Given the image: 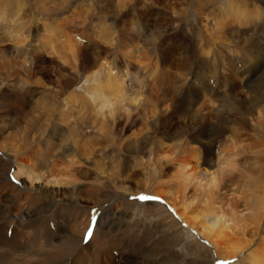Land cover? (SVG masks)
Here are the masks:
<instances>
[{
	"label": "rangeland",
	"instance_id": "rangeland-1",
	"mask_svg": "<svg viewBox=\"0 0 264 264\" xmlns=\"http://www.w3.org/2000/svg\"><path fill=\"white\" fill-rule=\"evenodd\" d=\"M26 1L22 0V3L26 4ZM131 2L130 6L123 10L130 13L123 17L117 26L127 29L128 33H132L129 37L132 39L136 37L137 42H141L133 46L128 45L130 47L121 42L120 48L125 51L124 54L131 50L130 52L133 51L132 54L135 56H144L138 61L129 58V63H133L134 66L128 67L132 76L133 72H140L138 63L147 64V68L141 70V75L146 71L142 79L143 84L148 88L146 92L138 91L136 83H126L135 93L137 92L136 98H139V102L130 104V107L132 106L130 114L131 109L137 106L140 110L136 115H132L135 121L129 127L125 119H122L120 124L114 126L115 132L112 134L114 142L111 141L109 144L104 139L105 143H101L103 147L101 152L102 150L103 152L99 151L95 154L93 152L87 157L91 158L87 162L73 158L68 159L67 162L74 160L76 164L64 165L63 162L61 168L56 167L55 173L58 174L57 170L60 171L59 176L57 175L60 179L71 181L67 186L62 187H51L45 184L48 181L41 180L32 188L23 178L13 179L15 169L12 159L15 156L7 151L8 147L12 148V145H8L11 140L5 142L8 136L12 138L11 131L1 129L0 206L7 205L3 209V225L5 226L9 219L11 222L5 233L6 243L11 242L13 230L17 231L21 227L17 232L21 239L18 241L23 247L22 253L36 251L37 245L42 240L51 243L48 248L51 252H59L61 245L69 239L73 249L76 245H80L81 248H76L73 253L63 251L64 257L60 258L58 264H64L65 260L68 264H203V262L223 264L216 262L215 251L211 244L204 238H199L194 229H189L188 225L183 224L173 209L169 210L171 208L168 203L139 202L129 197L139 195L158 197L155 195L157 189L165 193L170 192L168 191L170 189L173 191V188H180L183 195L181 205L183 208L191 207L189 211L191 210L192 218H196L194 217L196 215L204 217L203 209L214 207L213 210L218 216L223 215L222 220L225 225H233L236 229H240L239 231L247 228L244 233L254 229L250 223L254 214L249 213V208H255L258 205L257 201L264 200V163L259 164L261 160L264 162L262 156L264 155V107L253 108L261 93L256 94L255 87H250L252 71L248 65L256 64V72L259 74L264 71V60L258 61L252 50L254 47H264V0H132ZM116 7L112 5L107 11L111 17L120 14L117 16V20H120L124 12ZM71 10L75 12L73 8ZM67 12L64 16L70 15L69 9ZM80 16L76 13L72 17L73 22ZM214 21L217 24L222 23L223 28L214 31ZM71 30L73 28L68 29L67 32ZM36 31L37 29L32 27V32H29L32 36L23 46L28 42L30 45H38L42 30L40 28V33ZM80 32L86 39L96 40L95 34L87 27H82ZM82 42L80 44L83 45ZM146 43L147 45H142ZM26 47H23V50ZM2 48L8 50L9 46L5 44ZM24 54L16 58L10 56V53L0 51V85L7 84L4 88H0V93L16 92L17 95L22 91V94L27 92L33 97L44 88L32 85L34 80L31 75L27 78L28 73H24L23 82L19 85L13 81V78L7 79L14 70L30 69L28 63H23ZM39 54L51 58L44 52ZM46 64H52L56 71H60L57 65L49 62ZM122 66V63H117L114 67L117 68L116 71L128 69ZM83 81L82 79L77 87L84 85L81 84ZM76 92V88L73 87L67 91V94H76ZM10 118L0 114V128L8 124L14 127L12 124L15 123L11 124V122L15 121ZM85 131L89 132L90 129ZM193 139L196 141H192ZM14 140L17 141L18 138L15 137ZM133 141H139L140 149H135L131 145ZM129 144L130 146L126 148ZM34 148L40 149L38 146ZM57 149L58 146L56 151ZM240 150L244 152L239 153ZM225 152L228 153L227 156L224 155ZM35 154L39 158L46 157L45 151H36ZM87 158L83 157V159ZM256 161L259 163L257 164ZM221 163H225V166ZM253 163L255 165L252 167ZM47 166L51 169L52 162ZM58 166L60 167V163ZM49 169L45 167L39 175H44V178L50 181L51 178L47 174ZM236 170L239 173L235 172ZM257 170L260 174L256 173ZM208 171L209 176H206ZM246 172H251L250 176L248 175L251 180L244 174ZM204 174L205 176H202ZM221 174L223 177L220 176ZM232 179L234 182L230 183ZM257 179L260 181L257 186L260 187L255 190L256 184L253 185L252 182H256ZM5 182L7 188L1 186ZM216 187L219 190H216ZM36 188L40 190L34 191L37 190ZM213 194L215 195L212 196ZM210 203L211 206L208 205ZM21 206L24 208H20ZM92 217H95L94 235L85 243L86 224L92 223ZM172 222L176 224L171 225ZM179 229L182 233L177 236L181 243L175 244L171 240L175 231ZM129 230L131 232H128ZM46 231L48 234L41 237ZM80 235L83 236L82 243L79 241ZM120 235L122 236L118 238ZM164 239L166 242L164 241L163 244L161 241ZM255 239L253 240L257 241ZM104 240H107V251L103 250L105 252L103 255L94 256L95 249ZM194 244L206 248L208 254L204 257L197 254L193 256L192 253L197 248ZM235 245L233 243V248ZM258 248L261 259L263 257L264 260V245L259 241L252 249L258 250ZM80 253L83 254L84 259H78ZM245 254H241L240 258ZM194 257L197 259L200 257L201 261H194ZM235 261L237 262V258L233 261L234 264H243V261L238 263Z\"/></svg>",
	"mask_w": 264,
	"mask_h": 264
},
{
	"label": "bare ground",
	"instance_id": "bare-ground-1",
	"mask_svg": "<svg viewBox=\"0 0 264 264\" xmlns=\"http://www.w3.org/2000/svg\"><path fill=\"white\" fill-rule=\"evenodd\" d=\"M131 1L132 0H27L25 2L26 4H24L22 3V0H0V51H3L4 53H10V56L16 58L21 57L25 52L24 58L22 57V60L24 62H22L24 64L28 63V65H30V69L26 70L24 68H20L18 70L12 71L10 75H8V73L7 79L13 78V81L16 82L17 85H19L23 82L22 77L24 73H28L29 75L27 76V78H29L30 75L33 77L34 82L33 84L31 83L32 85H39L44 87L41 92H39L37 95H32L33 97H31V94L27 92H24L22 94V91H19L20 93H18L17 95L16 92L0 93V114L9 116L11 117L10 119H13L15 121L11 122V124L15 123V125L12 124L14 127L9 126L10 124L7 123L8 125H4L0 128V130L9 129L11 131L10 134L12 138L10 139V136H8L5 142L8 143V141L11 140L8 145H12V148L8 147L9 149L7 148V151L9 153H13L12 156H15V158L12 157L15 169L13 179L17 180V178H23L26 180V182L29 183L30 187L38 184V182L41 180L45 182L48 181L45 184L50 185L51 187L67 186L69 184L68 182L71 181H69V179L66 180L65 178L60 179L58 177L60 171L58 172L57 170L58 174L55 173L56 167L61 168L63 162L64 165L67 163L68 165L76 164L74 160H70L69 162H67L68 159L73 158H79L87 162L89 159H91H88L87 157L91 156L93 152V154L98 153L99 151L101 152V149L103 148L101 143L104 142V139L106 143L109 144H111V141L114 142V136L112 135L115 132L114 126H116L118 123L120 124V122H122V119H125V123L129 127H131L130 124L135 121L132 115H136L140 110L137 106L131 109L130 114L129 111L132 107H130V104H136L137 102H139V98H136L138 95L137 92L135 93L132 88L128 87L126 83H136L138 84L135 85L138 91L146 92L148 88H146V86L142 82L146 71L141 75V70H145L147 68V64L144 65L138 63L137 67L140 68V72H133L134 77L132 76L128 67L129 65L131 66L133 63H129V58H133L134 60L138 61L140 58L143 59L144 56H135L132 54L133 51L130 52L131 50L129 51L130 53L127 52L124 54L125 51L121 50L120 48V46L122 45L121 42L123 41V44H126V46H133L135 45V43L139 44L141 42H137L136 37V39H132V37H129V35H132V33H128L127 29L122 27L118 28L117 26L118 22L121 21L123 17L127 16L128 13H130L124 12L123 10H125L126 7L130 6V4L132 3ZM208 4L210 5V3ZM112 5L113 7L117 6L116 8L122 9V11L124 12H122L123 14L121 13L122 15L120 16V20H117V16L120 14L117 13L116 16L111 17L108 13L107 10ZM71 8H73L75 12H73ZM68 9L70 11L71 16L69 14L67 16H64L66 13H68ZM76 13L81 16L73 22L72 17L75 16ZM205 19L209 20V18ZM219 23L217 24V22L214 21V31L222 27V23ZM32 27L37 29V33L41 32L40 28L42 30V34H39V43H37L38 45H30V42H28L29 45L26 44L25 46L27 47L25 50H23V47H25L23 45L28 41V38L32 36V34L29 33L32 32ZM82 27H87L89 31H92L93 34H95L96 40L86 39L84 35L80 32ZM72 28L73 30H71V32H67L68 29ZM131 30H133V28H131ZM71 34L74 35L70 37L69 35ZM78 41L80 42L78 43ZM82 41L84 42L83 45L80 44ZM2 44H6L7 46H9V48H7L8 50L2 48L4 46H2ZM142 45L145 46L147 45V43ZM9 50H11V52ZM252 50L255 52L258 61L259 59L264 60V47H254L252 48ZM40 52L49 54L51 58H46L44 55L40 56ZM7 62L11 65H15L14 63H10V61ZM47 62L57 65L60 71H56L55 67L52 66V64H46ZM117 63H122V67H126L128 69L116 71L117 68H115L114 66ZM248 67L252 71V76L250 79L252 85L250 87H255L254 90L256 91V94L261 93V96L259 98L256 97L258 98L257 101L254 99L256 102L253 108L257 109L260 107H264V71L260 74L256 72V64L248 65ZM19 76L20 79H18ZM82 79L84 81L81 84L84 85L77 87V84H79ZM5 86H7V84H1L0 88H4ZM12 86L16 87L15 84H12ZM73 87L76 88V94L68 95L67 91L72 89ZM149 91L152 92L153 90L149 89ZM20 96H23V98H20ZM87 129H90V131H85ZM15 137L18 138L17 141L14 140ZM192 141H196V139H193ZM138 143L139 141H136L131 145H133L135 149H140ZM39 144H41V146ZM37 146L40 147V149L37 150L36 148H34ZM57 146L58 149L56 151ZM127 146L129 147L130 144L126 145V148ZM36 151H45L46 157L39 158L35 154ZM242 152H244V150H240L239 153ZM227 154L228 153L225 152L224 155L227 156ZM84 156H86L87 159H83ZM256 157H254L255 160ZM48 158L51 159L48 160ZM257 159H259V156L257 157ZM227 160L229 161V158H227ZM231 161L232 159L230 160V162ZM51 162L52 166H50V168H52L49 169V166H47V164ZM260 162L261 163L256 161L257 164L259 163L262 165V163H264L262 162V160ZM58 163H60V167L58 166ZM221 164L225 166L223 163ZM254 165L255 164L253 163L252 167ZM259 166L257 165V167ZM45 167L49 169V171H46L48 177L51 178L50 181L48 180V178H44V175H41L42 177L39 175V172L45 169ZM258 170L256 173H258ZM205 171L204 173H206ZM237 171L238 170H236L235 172ZM78 173L80 174V172ZM194 173L195 172L193 170V174ZM246 173L244 174L248 176L251 172L247 174ZM215 175H217V173ZM202 176H205V174ZM206 176H209V171L208 175ZM220 176H222V174ZM249 176L248 179H250ZM241 177L243 178V176ZM255 178L253 180H255ZM71 179L72 178L70 177V180ZM233 179L230 181V183H232ZM247 181L248 180H246V182ZM256 182H252V184H256V188L254 187L255 190L260 187L257 186V184H260V181L259 183ZM215 184L217 185V183ZM1 186L6 188L8 187L6 182ZM247 186L249 185H246V187ZM217 187L216 190H219V188L217 189ZM36 189L37 190H33L37 192L40 190H38V188ZM10 190L12 191V188H10ZM205 190L210 191L207 189ZM245 190L248 189L246 188ZM162 191L163 190L157 189L155 191V195L160 197L166 204L168 203L167 205H170L169 207L171 208V210L173 209L178 218L182 220L183 224L188 225L189 229H194L199 238H204L208 241L209 244H211L215 251L214 258L216 262H222L224 264L225 261L233 262L237 258V262L235 261L236 263L243 261V264H264V260H262L263 257L261 259L259 253L260 246L258 250L252 249L253 245H255L257 241L261 242L262 245H264V239H262L264 237V200H259L260 202L257 201L258 205L256 207L254 206L255 208H249V213L252 212L254 214V218L251 216V218H253L252 221H249L254 229H252L253 231L247 230L244 233L247 228H243V230L239 231L240 229H236V227H234L233 225H225L224 220H222L223 215L218 216L213 210L214 207L203 209L204 211H202L203 213H205L204 217H199L201 215L197 216L195 213L196 216L194 217L196 218H192L190 215L191 210L189 211V208L191 207L187 206L183 208V206L181 205L183 204L181 202V200H183V195L180 188H173V191H171L170 189L168 190L170 192L165 193H163ZM0 195H2V193ZM31 195L35 194L31 193ZM208 195H210V192ZM214 195L215 194H213L212 196ZM244 199H246V197ZM256 199L258 200V198ZM16 203L17 199L15 200V205ZM249 204L250 203L248 202V205ZM208 205L211 206V203ZM6 207L7 205L0 206V264H58L60 258L64 257L63 251L73 253L76 248L78 249L80 247V245H76L73 249V245L71 243V240L69 239L66 243L61 245L59 252H51L48 250L51 243L48 240H42L39 245H37L36 251H28L25 253L23 252V254V247L19 242L21 239L19 238V234L17 232L20 230L21 227H19V230L17 231L13 230L11 242L9 244L6 243L5 233L7 232L9 224H11L10 219L7 221L8 223H6L5 226L3 225L4 222H2L3 209ZM20 208L24 207L21 206ZM19 211H21V209ZM240 215L242 216V214ZM237 220L239 221L238 218ZM237 220L235 219V221ZM241 220L242 219H240V222ZM174 224L176 223L172 222L171 225ZM88 226L89 223L86 224L87 229L89 228ZM128 232L131 231L129 230ZM175 232L176 233H174V236L172 237L171 241L175 244H180V238L177 235L181 234L182 231L179 229ZM45 234H48V232L46 231L45 233H43L41 237H43ZM81 234L83 235V233ZM82 235H80L81 238L79 239L81 243L83 242ZM121 236L122 235L118 236V238ZM255 238L257 239V241L253 240ZM164 241L165 239L162 240L161 243H163ZM106 242L107 240H104L100 244V246L95 249L94 256H98L101 254L103 255L105 253L104 251H107L108 244H106ZM233 243L239 246L237 247L235 245V247L233 248ZM142 244L144 243L142 242ZM191 245L189 246L194 247ZM194 245L197 246V248L194 249L192 253L193 256H196L197 254V256L201 255L204 257L206 254H208V250L206 248L197 244ZM254 247L256 248L257 246ZM241 254L245 255L240 258ZM67 258L68 257H66V259ZM78 259H84L82 253H80ZM194 259V261H201L200 257L198 259L194 257ZM208 263L203 262V264ZM64 264H68V262L65 260Z\"/></svg>",
	"mask_w": 264,
	"mask_h": 264
},
{
	"label": "snow or ice",
	"instance_id": "snow-or-ice-1",
	"mask_svg": "<svg viewBox=\"0 0 264 264\" xmlns=\"http://www.w3.org/2000/svg\"><path fill=\"white\" fill-rule=\"evenodd\" d=\"M79 39V37H78ZM130 199L139 201V202H151V201H156L159 202L161 204L165 203L163 200H161L159 197L156 196H151V195H139V196H135V197H129ZM171 211V209H169ZM95 211V210H93ZM92 222H95V217H92ZM94 235L93 230L91 227H89V229L87 230L84 239L87 241L88 239H90L92 236ZM206 243V242H205ZM224 264H234V262H228L225 261Z\"/></svg>",
	"mask_w": 264,
	"mask_h": 264
}]
</instances>
